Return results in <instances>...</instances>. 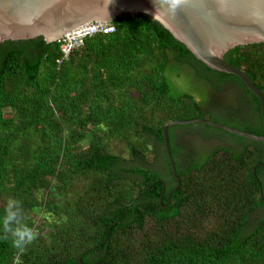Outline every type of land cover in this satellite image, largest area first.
I'll return each mask as SVG.
<instances>
[{
	"label": "trees",
	"instance_id": "16d2710c",
	"mask_svg": "<svg viewBox=\"0 0 264 264\" xmlns=\"http://www.w3.org/2000/svg\"><path fill=\"white\" fill-rule=\"evenodd\" d=\"M108 24L112 34L85 39L67 59L44 38L0 45V216L20 200L38 233L22 254L0 239V264H264V144L203 124L171 127L181 186L169 198L177 182L162 134L204 118L263 136L260 103L253 126L208 110L206 93L255 96L145 14ZM225 61L264 93V44ZM196 133L218 145L186 165L184 138Z\"/></svg>",
	"mask_w": 264,
	"mask_h": 264
},
{
	"label": "water",
	"instance_id": "95a60500",
	"mask_svg": "<svg viewBox=\"0 0 264 264\" xmlns=\"http://www.w3.org/2000/svg\"><path fill=\"white\" fill-rule=\"evenodd\" d=\"M124 14L149 16L207 68L239 79L260 103L264 127V93L244 70L225 61V56L238 47L264 44V0H180L176 5L172 0H0V45L37 38L50 44L83 25L110 23ZM194 124L264 144V135H253L204 118L167 124L162 131L163 141L177 182L169 198L181 186L171 153L169 129Z\"/></svg>",
	"mask_w": 264,
	"mask_h": 264
},
{
	"label": "flooded vegetation",
	"instance_id": "af4514ba",
	"mask_svg": "<svg viewBox=\"0 0 264 264\" xmlns=\"http://www.w3.org/2000/svg\"><path fill=\"white\" fill-rule=\"evenodd\" d=\"M237 94L238 93L232 91V89H226L218 95L213 93H206L208 102H210V104H213L208 108V110L219 111L224 115V117L232 120V122H240L243 125L245 124L247 126H253L254 123L259 120L258 114L256 112L257 107L255 106L256 98L253 96L254 99L249 101L245 100L244 98H239ZM184 140L186 141L185 148L189 153V155H185L182 157L186 165L188 164V156H192L193 163L198 165L199 163H201V156L207 154L208 152H212L215 146L218 145L217 142H215L212 138L205 139L199 133H196L193 136L192 134H187V137H185ZM186 165L185 167H187ZM262 165L263 164L260 163L259 166L261 167ZM258 184H261L260 188L262 187V190H264V180H259Z\"/></svg>",
	"mask_w": 264,
	"mask_h": 264
},
{
	"label": "clouds",
	"instance_id": "9594fccd",
	"mask_svg": "<svg viewBox=\"0 0 264 264\" xmlns=\"http://www.w3.org/2000/svg\"><path fill=\"white\" fill-rule=\"evenodd\" d=\"M179 2L180 0H172L173 5ZM37 238V231L27 222L22 201L9 198L4 204L3 215L0 216V239L10 240L13 248L22 254Z\"/></svg>",
	"mask_w": 264,
	"mask_h": 264
},
{
	"label": "built area",
	"instance_id": "2783aa9c",
	"mask_svg": "<svg viewBox=\"0 0 264 264\" xmlns=\"http://www.w3.org/2000/svg\"><path fill=\"white\" fill-rule=\"evenodd\" d=\"M113 28L108 23H90L83 25L67 34H65L61 40V50L64 58L67 59L73 50L80 48L83 42L87 38H91L95 35H109L113 33Z\"/></svg>",
	"mask_w": 264,
	"mask_h": 264
},
{
	"label": "rangeland",
	"instance_id": "374dc122",
	"mask_svg": "<svg viewBox=\"0 0 264 264\" xmlns=\"http://www.w3.org/2000/svg\"><path fill=\"white\" fill-rule=\"evenodd\" d=\"M248 142H251V141L249 140ZM221 145L224 146L226 144L224 143V144H221ZM34 219H35V223H38L40 221V214H34ZM255 224H257V223H255Z\"/></svg>",
	"mask_w": 264,
	"mask_h": 264
}]
</instances>
